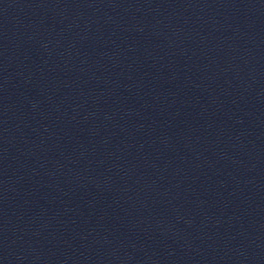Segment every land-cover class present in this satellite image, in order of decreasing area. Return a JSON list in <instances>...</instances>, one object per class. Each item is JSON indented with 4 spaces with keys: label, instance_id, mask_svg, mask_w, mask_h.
<instances>
[{
    "label": "water",
    "instance_id": "1",
    "mask_svg": "<svg viewBox=\"0 0 264 264\" xmlns=\"http://www.w3.org/2000/svg\"><path fill=\"white\" fill-rule=\"evenodd\" d=\"M0 264H264V195L150 224L0 233Z\"/></svg>",
    "mask_w": 264,
    "mask_h": 264
}]
</instances>
